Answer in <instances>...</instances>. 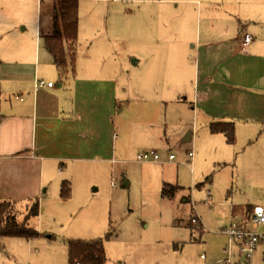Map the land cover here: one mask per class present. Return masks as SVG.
Instances as JSON below:
<instances>
[{
	"label": "rangeland",
	"instance_id": "rangeland-1",
	"mask_svg": "<svg viewBox=\"0 0 264 264\" xmlns=\"http://www.w3.org/2000/svg\"><path fill=\"white\" fill-rule=\"evenodd\" d=\"M140 1L150 4L142 5L139 12L142 15L137 14L132 19L156 21V38L168 36L169 52L180 51L192 57L195 40L215 31L208 26L217 22V0H202L198 5L190 0H79L76 71L75 75L70 74L66 80H61L63 85H71L78 73L94 70V74L101 73L100 81L115 84L112 86L114 90L118 85L127 84L129 91L126 88L124 98L129 100L134 80L133 75L120 71L122 62L135 68L134 56L151 49L121 42L120 38L126 36L121 23L125 28L131 19L129 12L135 13ZM153 1L161 3L153 5ZM168 1L171 4H165ZM53 13L51 0H43L39 5L36 0H0V51L3 47L9 51L18 46L19 39L20 45L23 38L25 44L29 43L31 37L34 39L37 25L48 34ZM252 13L255 20L259 18V29H264V13L258 10V4H254ZM176 41L180 45L176 46ZM38 42L41 55H46L42 50L44 39L41 36ZM87 51L96 57L83 54ZM201 58L199 56L198 72L190 70L180 76L182 91L172 94L180 104L169 112V143H165L164 155L158 152V164L136 161L137 154L147 148L140 145L138 137L139 133L148 132L149 114L138 116L134 130L120 135L124 155L122 161L112 167L103 164L96 168L90 164L86 159L91 155L90 149L84 153L64 152L55 145L48 152L40 151V129L36 124L34 154L44 156L37 194L40 198L23 196L16 201H0L12 203L15 221L18 224L25 222L28 227L36 229L39 236L31 240L4 238L0 245V264H68V242L102 240L109 230L112 237L104 241L106 264H205L223 255L225 235L219 230L227 225L232 213L241 214L249 205L264 206V116L252 121L245 109L249 122L243 116L244 122H234L232 144H227L221 134H211L200 102L203 94L200 93L195 101V114L192 111L194 100L190 97L193 87L201 91L205 84ZM43 62L40 57V71H44L51 83H60L55 67L49 68ZM211 78L216 86L237 84L233 78L224 75H212ZM243 90L239 87L233 89L245 98L252 93V90ZM133 96L136 98L134 93ZM107 107L112 108L104 103L93 112L98 113ZM127 115L123 112L122 116H115L114 121L125 125L133 116ZM158 122L155 132L161 137L163 129L161 121ZM185 123H189L193 131L192 141L188 143L181 140ZM108 126H112L110 118ZM118 135V129L114 128L106 138L94 139L106 159L109 153L107 142L116 141ZM160 140L164 141L163 137ZM190 149L194 152L191 162L187 155ZM131 151L140 152L124 164ZM170 154L174 155V161L168 160ZM63 168L68 169L64 175ZM65 179L71 186L69 199L59 195ZM164 183L177 184L181 188L175 189L173 198H164L161 193ZM208 192L210 206L204 203ZM31 195H35L34 192ZM188 195L191 203L184 202ZM35 200H38V214L26 220ZM194 215L203 223L201 233L188 226ZM198 218L196 223L191 221L196 227L201 225ZM201 254L206 255V260L200 258Z\"/></svg>",
	"mask_w": 264,
	"mask_h": 264
},
{
	"label": "crops",
	"instance_id": "crops-1",
	"mask_svg": "<svg viewBox=\"0 0 264 264\" xmlns=\"http://www.w3.org/2000/svg\"><path fill=\"white\" fill-rule=\"evenodd\" d=\"M36 1L39 5L43 0ZM157 1L151 4L161 3ZM192 3L196 4L193 1ZM137 4V11L129 12L131 19L125 28L121 23L126 36L120 38V41L131 42L152 51L135 55L136 59H132L135 68L127 67L122 62L120 71L123 74L133 75L134 80L129 100L124 98L126 88L129 91L127 84L118 85L117 90H114L112 86L115 84L109 83V85L107 81H100L101 73L94 74V70H86L78 74L76 72V78L68 86L63 85L60 79V83H52L51 87L35 88L36 80L45 83L52 82L46 77L44 71H40V57L46 66L52 69L55 67L56 70L53 57L45 44L42 50H45L46 55L42 56L41 48H38V38L47 35L38 29V25L35 28L34 39L31 37L29 43L27 41L25 44L23 38L20 45L18 38V46L10 48L9 51L3 47L0 51V200L14 199L16 201L23 196L40 198L37 194L44 168V156L34 154L36 151L34 131L37 123L40 129L38 142L40 151L48 152L49 148L55 145L64 152L81 151L84 153L90 149L91 155L86 158L90 164L96 168L103 164H110L112 167L117 162H121L124 155V143H121L120 135L132 128L134 130L138 116L149 114L148 132L142 135L139 133L140 137H138L140 145L147 146L141 151L154 150L164 155L165 143H169L170 137L168 115L174 107L180 104L172 94L182 91L180 76L190 70L198 72L199 56H202L201 67L205 84L201 91L193 87L190 95L194 100L193 114L196 112L195 101L202 93L204 98L200 102L204 108L203 113L207 125L218 121L237 123L240 120L244 122L242 116L249 122L245 109L252 121L256 120L255 117L264 116V29H259V18L255 20V14L252 13L254 4H258L261 14L264 13V0H217V22H211L208 26L209 29L215 31L208 36L205 35L203 39L195 40L192 57L180 51H167L168 36L156 38L158 28L156 21L132 19L137 14L142 15L139 13L142 5L150 3L140 1ZM165 4L171 3L168 1ZM122 12L125 14L124 11ZM210 17L214 16L210 15ZM262 20H264L263 17ZM52 27L53 22H50L48 35L52 33ZM38 34L39 37H36ZM245 35L252 37L251 43H244ZM77 44L78 40L76 47ZM175 45L178 46L180 43L176 41ZM83 54L96 57L90 51ZM217 74L231 77L237 81V84H225V87L216 86L211 77ZM238 87L252 90V93L245 98L242 93L233 91ZM6 96L9 98L4 99ZM104 103L107 106L110 104L112 108L107 107L98 113L93 112L94 108L98 109ZM123 112L133 116L125 125L121 122L116 124L115 116H122ZM109 118L112 120L111 128L108 126ZM158 121H161L163 129L161 137L164 141H161V137L155 132L159 127ZM182 126L181 140L188 143L192 141L193 131L189 123ZM79 128H82L80 132ZM114 128L118 129L119 135L116 141L107 142L109 153L106 159L100 152L98 141L94 139H100L102 136L106 138L110 130ZM139 152L127 153L124 164ZM174 160L175 157L170 161ZM67 170L63 168L62 175ZM33 192L35 195H31ZM184 202L191 203L192 201L184 199ZM244 213L245 211L241 214L235 212L232 214L243 215ZM194 217L198 218L196 215ZM201 224L203 225L202 221ZM226 246L227 237L225 236L223 255L215 261L225 257ZM204 256L203 260H206V255Z\"/></svg>",
	"mask_w": 264,
	"mask_h": 264
},
{
	"label": "trees",
	"instance_id": "trees-1",
	"mask_svg": "<svg viewBox=\"0 0 264 264\" xmlns=\"http://www.w3.org/2000/svg\"><path fill=\"white\" fill-rule=\"evenodd\" d=\"M78 2L79 0H52L54 8L52 33L42 35L44 44L53 57L56 65V71L61 80H66L70 74L75 75L76 71V53L75 46L78 39ZM211 134H221L227 144L234 141L235 126L233 121L212 122L209 125ZM181 187L177 184L164 183L162 187V196L164 198H173L175 189ZM60 197L69 199L71 196L70 182L63 180L60 186ZM184 199L189 200L188 197ZM12 203L0 201V245L4 238L20 237L31 240L39 236L36 229L28 227L25 222L18 224L16 214L12 212ZM13 206V205H12ZM253 209L252 205L246 207L245 214L249 217ZM25 219L38 214V200L30 206L29 212ZM188 226L201 233L203 225L198 227L193 225L191 220ZM112 237L109 230L103 241L101 239L87 241H70L67 245L68 264H106L107 257L104 241Z\"/></svg>",
	"mask_w": 264,
	"mask_h": 264
},
{
	"label": "built area",
	"instance_id": "built-area-1",
	"mask_svg": "<svg viewBox=\"0 0 264 264\" xmlns=\"http://www.w3.org/2000/svg\"><path fill=\"white\" fill-rule=\"evenodd\" d=\"M118 1V0H111ZM198 4L200 0H191ZM252 42L250 35L244 36V43ZM35 88L48 86L52 83H45L41 80L35 81ZM189 161L194 157V152H188ZM174 155H169V160H173ZM139 163H159L160 157L157 151H143L136 156ZM210 193L206 196L204 203L210 206ZM193 223L197 218L192 219ZM222 234L227 237L226 255L223 259L217 260L210 264H264V206H254L249 217L232 214L228 224L223 228ZM205 259L204 254L200 255Z\"/></svg>",
	"mask_w": 264,
	"mask_h": 264
}]
</instances>
